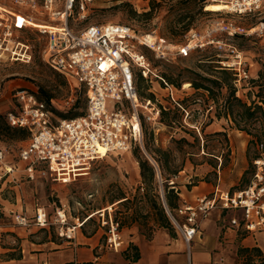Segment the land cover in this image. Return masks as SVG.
I'll list each match as a JSON object with an SVG mask.
<instances>
[{"label":"rangeland","instance_id":"rangeland-1","mask_svg":"<svg viewBox=\"0 0 264 264\" xmlns=\"http://www.w3.org/2000/svg\"><path fill=\"white\" fill-rule=\"evenodd\" d=\"M187 2L94 0L88 6L84 19H77L76 13L69 19V26L75 31L91 24L122 23L130 26L138 36L151 34L169 44L172 55L168 58H156L149 48L139 47L149 60L152 73L147 80L137 76L136 85L142 94L141 100L152 94L153 98L165 105L166 110H170L171 121L161 119L154 125L143 123V148L134 147L125 152L109 153L102 159L94 161L87 175L70 182L54 180L48 174H35L30 178L21 171L15 176L0 180V197L9 204H18V208L12 207L11 211L0 204V264H18L25 239L40 243L49 238L52 240L62 238L58 236V225L55 223H49L45 227H38L32 223L28 226L17 225L13 220V211H19L20 205L28 217L32 216L37 207L43 208L48 213L50 222L54 220L57 210L64 211L68 224L74 223L76 218L81 221L90 217L80 227V232L90 236L99 231L95 256L123 254L132 261L131 245L134 235L148 242L158 232L163 231L165 248L173 246L176 249L181 245L185 255L188 253L192 255V251L194 253L200 248L221 253L220 257L214 255L217 257L214 261L218 264H227L223 260L224 256L230 260L234 258L233 264L260 263L261 259L253 252L250 255L241 252L242 246L239 244H236L235 248L225 246L222 237L225 223L222 218L215 219L216 216L211 213L209 217H213L212 222L217 228V233L207 241L205 236L211 233V227L203 223L200 238H195L190 248H187L174 226L170 225L168 229L157 227L160 215H156V211L145 198L139 200V197H135L149 189L141 179L135 155L147 159L155 166V179L149 194H154L160 202V196L168 189L171 179L175 181L178 191L179 187L183 191L191 190L192 186L198 185V181L215 184L219 180L220 186L229 190L245 187L255 171L252 160L259 152L257 143L264 142V118L260 111H254L251 122H241L240 128L244 130L237 129L230 119L222 116L224 89L217 96L218 101L215 103L206 91L196 90L191 86L189 80L195 78L196 73L203 74L197 67L201 60L206 56L217 59L216 51L211 45L194 50L186 57L175 55L178 45L186 42V33L189 30L202 33L207 26L216 21L228 22L248 32L238 34L228 39V42L244 52L250 76L257 79L259 71H264V31L249 32H254L253 30L264 22V4L255 14L240 16L225 10H206L208 0H204L202 11L198 10L195 3ZM0 3L7 8L12 6L11 0H0ZM37 11L32 13L35 21L47 23L46 16L40 14L39 9ZM186 22L190 24L185 32L182 29ZM22 36L34 45L33 55L28 63L0 60V113L5 114L14 108L13 95L15 90L20 88L31 89L36 94L40 91L51 94L55 108L59 114H64L55 113L58 117H74L77 116L74 114L84 111L86 107L84 89L70 87L63 76L42 61L40 48L44 39L38 36L37 29L29 27ZM204 69L216 75L214 71L209 70L210 68ZM203 75L209 76L207 73ZM157 77L165 80V87ZM185 82L189 83L186 87ZM166 84L173 88L175 98L180 103L179 107L171 102ZM257 91L258 87L249 81L244 88L236 91V96L249 104ZM76 99L78 105L72 107ZM217 113L220 114L218 118ZM213 123L215 125H212ZM27 137L28 135L21 140H0V149L4 150L7 161H17L18 151L26 144ZM194 190L199 192V189ZM121 195L130 198L128 203L130 209L119 203L118 197ZM180 201L179 197V203ZM5 204L8 206V203ZM103 215L106 218L110 215L118 224L124 244L117 252L105 245L106 230L101 225ZM228 217L230 214L227 219ZM149 227H155L151 238H148L146 233ZM78 233L77 230L76 235ZM256 237L264 241V235ZM261 254L264 257V253Z\"/></svg>","mask_w":264,"mask_h":264},{"label":"built area","instance_id":"built-area-1","mask_svg":"<svg viewBox=\"0 0 264 264\" xmlns=\"http://www.w3.org/2000/svg\"><path fill=\"white\" fill-rule=\"evenodd\" d=\"M93 1L11 0L8 11H0V60L31 61L34 45L22 33L32 26L19 25L17 14L31 21L34 20L32 13L39 9V13L46 16L43 22H47L36 28L38 36L44 39L40 48L42 61L63 76L70 87H83L86 91L83 113L61 118L45 101L37 98L35 91L15 90L14 108L5 113V120L12 127L27 130L28 137L18 151L16 162L6 161L4 150L0 149V180L21 171L30 178L35 174H48L54 180L70 182L87 175L91 164L109 153L129 151L135 146L143 148V123L158 122L160 109L165 105L156 98L139 99L134 74L138 71L147 79L152 73L140 46L149 48L156 58H168L172 55L169 44L156 37L146 42L143 36L136 35L130 26L122 23L91 24L73 30L69 19L74 13L77 19H84ZM208 1L221 3L223 10L240 16L255 14L264 4V0ZM253 31L249 33L264 31V22ZM243 33L248 32L223 21L210 24L202 33L191 29L175 55L186 56L211 45L216 51V62L232 73L238 92L251 76L244 52L228 39ZM157 78L165 87V80ZM167 87L171 102L180 106L173 88ZM51 104L56 107L54 100ZM257 149L258 156L253 160L255 171L243 188L224 189L217 181L208 193L196 196L192 203H179L173 210L165 205L161 194L165 211L187 248L213 211H218L225 225L238 233L253 236L264 232V142H258ZM169 184L174 185L175 181L171 179ZM87 219L76 218L74 223L68 224L64 211L57 210L50 222L48 213L41 207L30 217L22 211L13 213V220L19 226L57 224L58 236L66 240L74 239ZM101 225L106 230V247L119 251L124 240L117 222L110 215L107 218L103 215ZM186 264H193L190 256Z\"/></svg>","mask_w":264,"mask_h":264},{"label":"crops","instance_id":"crops-1","mask_svg":"<svg viewBox=\"0 0 264 264\" xmlns=\"http://www.w3.org/2000/svg\"><path fill=\"white\" fill-rule=\"evenodd\" d=\"M212 125H215V123ZM17 172L18 171L14 172L13 176H15ZM198 182V185L192 186L191 190L185 189V191H183L181 187H179V196L181 198L180 203H192L196 196L208 193L214 186L212 183H206L203 181ZM182 187L184 188V186ZM194 189H199V192H195ZM5 203H8V206ZM0 204L4 206L3 208L9 209V211L13 210L12 207L18 208V204H9V202L2 197H0ZM19 209L20 210L17 212H23L22 205H20ZM14 212L15 211H13V213ZM24 213L26 214V212ZM212 214L216 216L215 219H220L218 211H214ZM212 221L213 217H208L203 222L211 227V233L205 236L207 241L210 240L211 236L217 233V228ZM223 228L222 237L227 248H235L236 244H239L242 247H258L261 252L264 253V241H261L258 239L259 237H256V235H264V232H259L252 236L238 233L226 225H224ZM78 231L79 233L73 240H65L62 238L52 240L49 238L40 243L28 241L27 239L23 240L22 257L18 261V264H186L188 256L191 257L193 264H218L214 261V259L217 258L214 257V255L216 254L220 257L221 254L218 252H212V250L206 251L198 248L194 253L192 251V255L189 253L185 255L183 252V246L181 245L177 246L176 249H174L173 246H167L165 248V232L160 231L151 241L148 242H145L143 238L136 235L132 237V245L136 246L139 254V258L136 261H130V258L125 255H116L115 253L95 256L94 251L98 244L99 231L90 236L83 235L82 232H80V228H78ZM200 235L201 230L200 234L195 238L199 239ZM165 249H167L166 255ZM223 260L227 264L234 263V258L230 260L228 257L224 256Z\"/></svg>","mask_w":264,"mask_h":264},{"label":"trees","instance_id":"trees-1","mask_svg":"<svg viewBox=\"0 0 264 264\" xmlns=\"http://www.w3.org/2000/svg\"><path fill=\"white\" fill-rule=\"evenodd\" d=\"M165 1L171 2L172 0H165ZM186 1H188L187 4H190L191 2L195 3L196 6L198 7V10L202 11V8L204 6V0H186ZM170 5H175V4H170ZM189 24H190L189 22H186L182 30L186 32L189 28ZM189 54H187L186 56H188ZM186 56H180V57H186ZM216 61L217 59H214L210 56H206L204 59H202L200 64L197 65V67L200 69L201 72H203V74L207 73L209 76L196 73V77L189 80L191 86L196 90L201 89L206 91L209 98H211L212 101L215 103H217L218 101L217 96H219L221 91L224 89L225 93L222 94V100H223L222 116H224L226 119H230L233 122V124L237 127V129L244 130L243 128H240L241 122L242 121L251 122L254 117L255 110L260 111V113L262 114V118H264V71L262 70L259 71L257 79H253V78L249 79V81L253 83V85H256L258 87V91L255 94V97L250 100V103L247 104L240 97L236 96L237 89L233 83L232 73L224 68H221L219 65H217L218 63ZM204 67L210 68L209 70L214 71L216 75L206 72ZM137 76L145 80L149 78L146 79L142 77V75L138 71H135L134 82L137 90V95L140 99L142 94L137 89V85H136ZM84 92L86 93L85 89ZM36 96L38 99L45 101L54 113L56 114L60 113L51 104V101L53 100V96L51 94H46V92L40 91L39 93L36 94ZM148 96L149 97L147 99H151V100L155 99L153 98L152 94H148ZM84 104L86 105V103ZM77 105H78V99L75 100V102L72 104V107H76ZM237 108H239L240 110H237ZM169 111L170 110H166L165 108L161 107L158 122H160L161 119L165 120L166 122L171 121V117L169 116L170 113ZM82 113L83 111H81L78 114L76 113L74 115H79ZM59 115H64V114H59ZM216 117L217 118L220 117V114L217 113ZM26 135H28L27 130L23 128L10 126L5 120V114L0 113V140H4V139L21 140ZM256 137L259 138L258 135ZM257 156L258 155H256L254 158H256ZM135 157L138 161L141 179L143 183H145L149 188L142 195L135 197H139V200L145 198L146 201L156 211V215H160L157 221V227L168 229L169 226L170 225L173 226V224L171 223L165 211L162 198L159 202L154 194H149V190L152 187V184L154 183V179H155V166L149 163L147 159L142 158L139 155H135ZM167 185L168 184H166V186ZM167 187L168 189L165 190V193L163 194V199L165 201V205L170 210H173L179 205V194H178L179 191L175 189L176 187L175 184L174 185L169 184V186ZM118 200H120L119 203L125 206L126 209L131 208L128 206V203H130V198L126 197L125 195H121L118 197ZM154 231H155V227L148 228V231L146 232L148 238H151V235ZM131 249L133 250L132 260L136 261L139 258L137 248L135 245H131ZM240 251L241 252L243 251L248 255H250V253L253 252L256 256H258L261 259L259 264H264V257H262L261 250L258 247H251V248L242 247L240 248Z\"/></svg>","mask_w":264,"mask_h":264},{"label":"bare ground","instance_id":"bare-ground-1","mask_svg":"<svg viewBox=\"0 0 264 264\" xmlns=\"http://www.w3.org/2000/svg\"><path fill=\"white\" fill-rule=\"evenodd\" d=\"M223 8H224L223 5L221 3H218V2H209V3L206 4V7H205L206 10H210V11H221V10H223ZM0 11H3V12L6 11L7 12L8 8L0 3ZM17 23L19 25H21V26H23L24 24H28V25H30L32 27H35V28L40 27V26L43 25V23L35 21V19L31 20V21L27 20V19H24L19 14H17ZM142 36H143V38L145 39L146 42H149V41L154 39V36L151 35V34H146V35H142ZM188 85H189L188 82L184 83V87H186ZM101 151H104V150L101 149ZM90 215L92 216L93 213H91Z\"/></svg>","mask_w":264,"mask_h":264}]
</instances>
